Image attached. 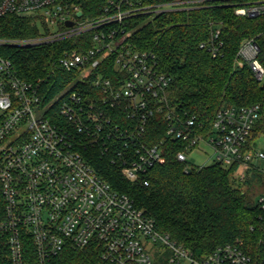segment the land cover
<instances>
[{"label": "built area", "instance_id": "2783aa9c", "mask_svg": "<svg viewBox=\"0 0 264 264\" xmlns=\"http://www.w3.org/2000/svg\"><path fill=\"white\" fill-rule=\"evenodd\" d=\"M211 1L108 0L103 14L83 17L79 6L64 0H0V16L38 11L47 24L59 26L55 33L19 41L22 46L85 32L91 42L58 56L57 67L74 77L49 102L42 96L43 80L20 78L0 51V264H56L68 246L93 247L98 264H154L159 256L165 264H252L236 245L198 256L179 244L84 154L86 147H100L127 179L148 185L147 174L163 154V140L150 142L148 128L163 115L165 137L184 142L180 161L187 162V152L204 143L213 162L234 167L236 184L264 182V132L252 136L261 105L222 104L208 127L170 103L171 77L154 54L134 49L129 40L127 20L138 12L190 10ZM216 1L231 5L238 16L264 13V0ZM222 29V22L212 23L200 43L213 58L223 54ZM260 52L255 37L246 38L236 62L248 64L263 81ZM259 201L264 207V194Z\"/></svg>", "mask_w": 264, "mask_h": 264}, {"label": "trees", "instance_id": "16d2710c", "mask_svg": "<svg viewBox=\"0 0 264 264\" xmlns=\"http://www.w3.org/2000/svg\"><path fill=\"white\" fill-rule=\"evenodd\" d=\"M81 8L83 17L104 13L108 0H64ZM165 1V0H157ZM39 15L0 16V39H31L43 34ZM222 22L223 54L213 58L200 47L210 35L212 23ZM129 38L136 50L156 56L158 67L171 77L168 97L179 110L194 114L210 126L222 104L261 105V117L253 138L264 132V80L259 81L248 64L236 62L241 42L255 37L264 66V13L238 16L231 5L211 1L190 10H169L152 15L138 12L127 20ZM90 32L30 46L0 45V51L14 64L20 78L43 80L44 102H49L74 77L57 67L55 61L64 49L91 46ZM57 110V108L55 109ZM55 117L60 119L58 116ZM163 115H157L148 128L150 142L163 140L161 159L147 174L149 184L127 179L119 165L100 147L84 148L87 160L118 191L128 194L137 206L156 221L158 229L179 244L202 256L218 246L236 245L249 254L252 264H264V207L254 201L249 190L236 184L232 168L219 162L190 167L177 153L184 150L180 139L165 137ZM251 180L246 183L250 184ZM168 252L165 254L167 255ZM56 264H98L93 247L68 246ZM154 264H165L159 256Z\"/></svg>", "mask_w": 264, "mask_h": 264}, {"label": "rangeland", "instance_id": "374dc122", "mask_svg": "<svg viewBox=\"0 0 264 264\" xmlns=\"http://www.w3.org/2000/svg\"><path fill=\"white\" fill-rule=\"evenodd\" d=\"M38 11L29 12L28 14L39 15ZM37 24L41 29L43 34L47 33H55L58 31L59 26L56 25H49L46 22L42 23L41 18L38 17ZM4 43H9L16 46H22L18 42L22 41L23 39H2ZM42 43H46L42 42ZM41 44V43H40ZM37 45V44H36ZM41 113L39 112L38 115ZM213 151L209 147H206L204 143H201L193 148V150L187 152V162L190 167L194 166H204L213 163ZM261 169L264 168V161L260 160ZM260 172V171H259ZM262 176V175H261ZM260 176V177H261ZM259 178V177H258ZM261 178L259 179H252L250 184H243L241 187L243 190H249L250 195L254 201H257L260 194H264V182H261Z\"/></svg>", "mask_w": 264, "mask_h": 264}, {"label": "water", "instance_id": "95a60500", "mask_svg": "<svg viewBox=\"0 0 264 264\" xmlns=\"http://www.w3.org/2000/svg\"><path fill=\"white\" fill-rule=\"evenodd\" d=\"M78 15L80 16L81 13H78ZM73 23H74V21H72V20H67V21H66V25H67V26H72Z\"/></svg>", "mask_w": 264, "mask_h": 264}]
</instances>
